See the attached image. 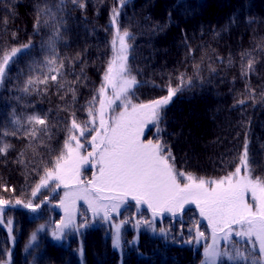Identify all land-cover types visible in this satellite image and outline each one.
Returning a JSON list of instances; mask_svg holds the SVG:
<instances>
[{"label":"trees","instance_id":"1","mask_svg":"<svg viewBox=\"0 0 264 264\" xmlns=\"http://www.w3.org/2000/svg\"><path fill=\"white\" fill-rule=\"evenodd\" d=\"M117 3V21L130 34L129 66L137 80L133 98L143 102L179 89L162 108L156 131L171 150L174 168L195 176L226 175L247 142L251 171L264 180V0H0V63L12 49L29 45L10 59L0 78V148L5 149L0 200L9 204L4 213L13 217L15 234L9 264H118L117 256L120 264H197L203 256L195 240L194 207H186L182 219L166 215L154 222L146 208L136 211L130 200L121 210L126 221L119 250L101 225L82 228L67 244L42 237L27 248L49 210L15 202L29 198L59 160L71 123L84 122L95 108ZM186 112L201 115L192 136L209 128L200 132L201 145L212 144L216 151L205 164L192 157L199 146L185 155L179 151L185 142L180 133L189 138L185 131L192 127L180 120ZM136 126L122 136L133 138ZM9 246L0 224V261ZM224 250L233 258L222 255L218 264H264L256 249L242 243Z\"/></svg>","mask_w":264,"mask_h":264},{"label":"rangeland","instance_id":"2","mask_svg":"<svg viewBox=\"0 0 264 264\" xmlns=\"http://www.w3.org/2000/svg\"><path fill=\"white\" fill-rule=\"evenodd\" d=\"M119 4L120 3H117L113 9L118 11ZM112 18L113 10L111 12V24L113 25V34L110 42L111 54L104 72L103 85L95 108L84 122L73 121L79 127L73 128V122L71 123V129L59 160L42 176L29 198L15 202L17 206L25 208L31 207L35 209V211L37 209L42 212H45V209L49 210L48 218L39 221L37 228L31 233L26 244L27 248L36 245L42 237L67 244L72 235L80 232L82 228L84 229L88 225H101L104 234L106 236H111L113 245L119 250L121 225L122 222L126 221L125 216H121V210L130 200L135 203L136 211H139L143 207L146 208L150 215L149 220L154 222L161 220L166 215L182 219L186 207H194L199 215L195 230V240L202 245L203 254L197 264H202V261L205 260V248L214 245L213 224L209 223L207 214L208 205L203 197L188 196L184 199L161 197L159 199H154L149 198L142 192L129 190L125 187L113 186L112 190L103 188L111 186L105 185L100 170L101 168H105V171H107L108 152L105 151V149L110 146L107 141L109 137L113 136V129H117V135H123L128 128L132 127L133 129L137 125L136 127H138L139 130L136 132L133 131L132 137L137 139L139 143L147 144L149 141L153 144L157 142L161 143L156 133L157 128L152 121V109H141L139 106L149 105L152 101L168 96L167 93L159 98H153L143 102H138L133 98L137 80L132 74L129 66V36L125 38V44L127 45V60L124 62L120 58L119 39L116 41V51H114L113 38L116 36L117 29H119L120 34H123V32L127 30L120 28L119 22L117 21L118 15L116 16L115 23H113ZM127 32L129 33V31ZM110 62H112L111 72H109ZM122 66L126 67L127 70L123 71ZM106 74L108 75V79L105 78ZM132 77L135 78L136 82L132 84L131 87H127L126 81L131 80ZM125 88L127 90L122 92V89ZM117 94H120L119 98H117ZM134 106L135 111L133 110ZM122 113L123 116L121 115ZM197 114L193 116L190 112H186L180 115L181 121L192 124V127L185 131V135L190 136L189 138H185V136L180 133L182 139L186 142L181 144L183 148H179V151L183 155L187 154L186 149L188 152L192 153L197 146L202 148V136L209 131V128L202 127V129H199L200 131L196 130V132H199L197 138L192 136L191 131H193V126L196 125L195 122L199 121L201 118V115ZM180 120L178 118V122ZM82 132L84 133L83 135H81ZM200 132H203V135ZM72 137H75V139H71ZM188 140L190 144H188ZM213 146L212 144L210 146H204L199 152L195 151V155L193 154L192 157H194L197 162H200V164L209 162L212 159L210 154L216 151V149H210ZM164 155L166 156L167 154L164 153ZM168 163L173 166L172 174L176 177V183L180 188H184L185 185H196L201 179L213 182L220 181L222 178L228 177L230 174L234 173L237 167H241L239 176L233 177L231 181L233 185H235L237 181H240L242 195L241 207H243V205L251 206L252 213L256 215H259L258 209L264 207V191H261L260 187L255 183L257 178L262 181L264 180L252 173L249 161L248 167L250 171L247 175L253 183L247 187H244L245 181L241 179L245 177L246 173L240 161L238 165L226 175L215 176L213 178L191 175L193 177L192 180L188 179L189 175L187 173L176 170L172 160L168 161ZM49 173H51V175H49ZM177 173H183L184 175L181 177L177 175ZM43 181H46V183H42ZM217 187L216 183H205L204 185V188L209 191L217 189ZM219 187L224 189L228 188V181H225ZM253 188H255L254 192ZM8 205V202L0 204V224L7 230L10 240V246L7 248L6 256L0 261V264H9L11 260V250L15 243L13 217L7 216L4 213ZM202 208L205 211L204 215L201 214ZM52 209L54 212H52ZM56 212H59L60 215L58 216ZM144 212L147 214L146 210H144ZM248 216V212L244 211L242 212V216L237 217V219ZM139 219H142V217ZM9 221H11V223H9ZM134 222H137L136 219L133 223ZM214 223V247L218 253H225L224 249L226 245L238 242L251 249H256L264 257V253L259 251V242H255V248L253 247V243L249 242L250 240L255 241L254 236L238 237L235 235V231H246V225L232 224L231 219L228 217L224 219L217 217ZM202 224L204 225V230L201 229ZM200 233L203 235H199ZM225 236L228 237L227 240H225ZM79 252H81V247H79ZM221 256L222 255L219 256L218 260ZM120 257L121 256H117L118 264H120L121 261ZM212 259L217 258L212 257Z\"/></svg>","mask_w":264,"mask_h":264},{"label":"snow or ice","instance_id":"3","mask_svg":"<svg viewBox=\"0 0 264 264\" xmlns=\"http://www.w3.org/2000/svg\"><path fill=\"white\" fill-rule=\"evenodd\" d=\"M75 2V0H74ZM123 3V0H121ZM118 11L113 9V23L116 21V16ZM130 34L127 31H124L123 34H120L119 29H117L116 36L113 38V49L116 51L115 45L117 39L120 42V58L122 61L126 62L127 60V45L125 44V38ZM29 45H23L19 49H12L11 53L5 54L3 57V62L0 63V78L3 77L5 73V68L8 65L10 59L14 57L17 53L28 48ZM111 63L109 66V72H111ZM251 67V64H249ZM122 70L126 71V67L122 66ZM55 79V77H51ZM106 79L108 75L106 74ZM135 78L132 77L131 80L126 81L127 87H131L134 84ZM127 89H122V92ZM179 89L169 88L168 96L163 97L159 100L152 101L149 105L139 106L141 109L151 108L152 109V121L154 126L157 127L159 132V122L161 120V110L166 106L171 100L172 96L175 95L176 91ZM120 94H117L119 98ZM135 111V106L134 109ZM91 115V110H90ZM123 116V113L121 114ZM30 119L36 120L38 123L43 124L44 121L37 118L31 117ZM79 127L73 122V128ZM117 129H113V136L108 138V145L111 148L105 149L108 152V166L107 171L105 168H101V176L105 185H112L116 187H125L129 190L142 192L144 195L149 198L159 199L161 197H169L172 199H184L188 196H199L205 199L206 204L208 205V219L209 223L213 224V239L215 245V223L217 217L224 219L228 217L231 219V223L235 225H246V231H235V235L240 237H255V241H249L253 243L255 248V242H259V251L264 253V207L258 209L259 215L252 213L251 206L242 204V195H241V186L240 181H237L235 185L231 183L233 177L239 176L241 167H237L236 171L230 174L228 177L222 178L220 181H204L201 179L196 185H185L184 188L176 183V177L173 176V166L168 163L170 160H174L170 149H166L165 146L159 142L153 144L149 141L147 144L139 143L136 139L117 135ZM84 133L82 132L81 135ZM71 139H75L72 137ZM5 149L0 148V152ZM167 152L165 156L164 153ZM240 164L245 170V177L241 178L245 181L244 187L251 185L253 182L248 177L247 173L250 171L248 167L247 160V142L244 145V152L240 158ZM51 175V173H49ZM177 175L183 177V173H177ZM189 180H192L191 175L188 176ZM225 181H228L229 187L224 189L219 186L222 185ZM42 183H46L43 181ZM205 183H216L217 189H212L209 191L204 188ZM256 185H258L261 191H264V181L259 178L256 179ZM255 188H253V192ZM35 195V193H34ZM7 203L6 201L0 200V204ZM151 206V205H149ZM248 212L249 216L242 219H237V217L242 216V212ZM201 214L204 215L205 211L202 208ZM11 223V221H9ZM199 235H203L200 233ZM228 237L225 236V240ZM209 246L205 248V260L202 261V264H218V258L220 255H226L229 259L233 257L225 253H218L215 250V247ZM237 257H241L239 252L236 253ZM216 257L217 259H212ZM246 259V257H242Z\"/></svg>","mask_w":264,"mask_h":264}]
</instances>
